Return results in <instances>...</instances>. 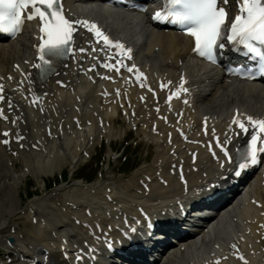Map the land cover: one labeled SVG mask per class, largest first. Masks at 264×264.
Here are the masks:
<instances>
[{"label": "bare ground", "instance_id": "bare-ground-1", "mask_svg": "<svg viewBox=\"0 0 264 264\" xmlns=\"http://www.w3.org/2000/svg\"><path fill=\"white\" fill-rule=\"evenodd\" d=\"M101 19L104 23L109 24L104 17L101 16ZM111 23L112 25L110 24V26L115 29L116 33L127 34L122 28L123 25H125L128 31L136 35L137 38H140L138 35V33H140L142 41L148 28L144 18L139 25H136L131 18L123 21H120L118 18L114 19ZM32 42L31 37L23 36L12 44L0 46V62L2 67L6 68L9 66L12 68L13 63L19 62L22 56L25 57V55L28 54ZM157 45H161V51L150 59L152 61H159L160 63H168L171 59L173 64L170 65L168 63V65L171 67V70L174 71L180 60V57L176 56V54L182 56L185 53L182 57H187L190 43L180 36L151 30L147 38V48L153 49ZM178 45H182L185 50L181 51L177 49ZM149 53H152L151 50H149ZM201 69L202 68L195 65L191 59L186 62L185 70L190 74V77L195 80V85L200 90L201 95L206 98V100H203V110L205 112L212 113L218 111L219 114H227V110L236 105L257 113L264 112V87L257 83L244 86H232L229 83H222L214 88L212 77L209 74L201 76ZM82 78L83 77L79 76L75 79L82 80ZM91 86L92 85H85L84 88H79L77 86L76 90L78 94L67 95L65 99L62 94L71 93L72 89L70 91H60L61 95L59 96L57 92L55 93L54 102L47 103L48 111L44 109L46 114L49 113V118H51L52 122L51 125L55 126L56 138L49 141L52 145L49 146L48 151L47 148H45V152H43V155L38 159L33 157L32 151L27 152L25 155L20 154L19 158L23 160L25 168L37 172L36 174L40 176L43 173H53L54 168H56L53 166L54 164H62L63 166L68 164L72 168V173H74L79 163L83 161V156L81 154L84 151L89 152L94 149L97 140L101 136V131L98 129L96 123L98 118H102L105 121L109 120L111 124V126L107 128V133L104 134L106 137L109 138L118 134L117 129L112 126L111 122L113 121L111 118L112 113H115V111H113L114 107L107 109V112H102L99 109L94 110L92 108L94 105L100 108V104L95 103L96 98H94V101L90 97L89 92H86ZM91 92H93L92 89ZM141 114L142 112L139 111V116ZM47 119L46 116H41L39 118V120L43 122H46ZM76 119L83 123V128H88L87 131L74 128L73 121ZM143 132L145 135H148V138L151 136V134L147 132L146 125L143 127ZM38 139H41V137ZM91 142L93 144L90 146ZM82 148H84V150ZM202 155L203 152H201V159L194 165L195 167L201 168L204 164ZM179 156L189 164L185 152L181 150ZM1 159L5 160L4 154H1ZM167 162L168 158L163 159V157H161L155 161L154 165L150 167H141L129 179L124 181L105 180L93 185L80 184L76 181L71 186L55 190L33 201L26 209L24 216L16 214V211L21 209V207L14 204L12 191V188L18 185L16 182L20 181L21 173L11 169V174H9L8 162H5V165L3 162H0V219L5 222L9 215L12 217L11 221L14 222L18 219H22V228H19V230L27 237L26 240L28 245L36 248L48 243L54 245L60 231L70 235L71 238L83 236V234L79 232V227L75 225V220L72 218L70 222L69 213L63 212V209L68 208V202H70L72 206H75V208L83 207L81 211L78 209L79 212L85 213L86 210H91V213L103 218L104 215L102 210L106 208L105 212L107 213V211H111L113 208V206L107 202L106 198L114 194L115 200L131 211H136V207L138 206L151 203L152 208H159L160 213H163L165 209L161 205L171 201V198H173L171 194H181V189H183L175 179L166 175ZM203 166H210L213 168L215 165L211 162L209 165ZM206 171L207 170H203L199 174L202 175ZM145 175L148 177L147 180L149 181L148 190L138 187L139 180L144 179ZM11 181H13V183ZM167 211L170 212L169 210ZM79 212H77L75 216L78 219H82V216H78L80 215ZM116 214V212L113 213V215ZM34 218L36 219L37 225L33 223ZM213 230L214 228L211 229V232H213ZM206 238L208 239V236ZM208 243L209 245H213V242ZM194 244L195 240L189 238L186 241V250L181 251L180 254H176L175 256L178 257L179 255L190 253L191 250H193ZM61 245L62 238L54 248L59 250ZM206 247L210 249L212 246L206 245ZM53 257L56 264L60 263L57 254L54 253Z\"/></svg>", "mask_w": 264, "mask_h": 264}, {"label": "snow or ice", "instance_id": "snow-or-ice-1", "mask_svg": "<svg viewBox=\"0 0 264 264\" xmlns=\"http://www.w3.org/2000/svg\"><path fill=\"white\" fill-rule=\"evenodd\" d=\"M171 7L166 8V16L172 17V23H179L186 26V30L195 38L194 51L200 56L213 58L214 49L223 47L219 43L228 30L227 39L233 44L243 45L248 53L258 58L261 73H264V0H242L240 3V14L235 19L226 23L228 11L225 7L229 0H169ZM29 9L27 19L35 17L43 22L41 31L45 34L41 37L42 43L38 46L40 50V64L34 65L43 72L45 66L51 68L54 63L53 58L65 55L71 49L73 41L74 24L90 25V30L94 31L96 37L101 38L106 46L112 45L117 49H123L124 45L118 41L110 39L97 25L87 20H71L63 14L60 0H0V32L8 33L15 36L21 30L23 23V10ZM155 19L161 18V13H156ZM46 37V38H45ZM102 50V49H101ZM79 52H86L88 49L79 48ZM127 53L131 49H126ZM131 57L129 56V59ZM117 64H122V60H117ZM105 67L114 68L115 64H105ZM19 66L17 65V68ZM95 67V65H92ZM128 72H132L135 65H125ZM119 71V68H116ZM243 71V69L241 70ZM3 78L0 77V80ZM11 79V77H9ZM57 83H61L57 81ZM163 86V85H162ZM187 91V89H185ZM3 92V85L0 84V93ZM119 90H117V94ZM171 98V97H170ZM5 97L0 95V101ZM4 113L0 110V116ZM237 113V117H239ZM6 118V117H5ZM247 120L254 126H257L260 132H264V119H254L247 116ZM233 123L237 124L240 129L247 132V127L242 119L234 118ZM7 136L8 132L5 131ZM8 141L5 140L4 143ZM219 143V141H217ZM224 156L229 160L227 148L220 144ZM264 152V139L258 142L255 134L252 135L249 148L244 149L240 154V159L236 167L246 169L250 165L258 163V153ZM240 172L236 171V175ZM136 231V229H132ZM234 248L237 245H233ZM243 260L244 257L240 256Z\"/></svg>", "mask_w": 264, "mask_h": 264}, {"label": "rangeland", "instance_id": "rangeland-1", "mask_svg": "<svg viewBox=\"0 0 264 264\" xmlns=\"http://www.w3.org/2000/svg\"><path fill=\"white\" fill-rule=\"evenodd\" d=\"M124 145V144H123ZM133 149L134 147L130 146L127 151H126V154L129 155V162L133 163V162H136V163H141L143 164V161H146L147 159V155H149L150 151H148V147L146 146V143H143V145H139V147L133 152ZM121 152V151H120ZM151 153H153V151H151ZM105 157V155H104ZM103 157V160H106V165H103L104 166V169L105 167H107V162H108V157L106 156V158ZM98 159H93L90 164L82 171L83 174H87V173H93L95 170H96V161ZM128 161V160H126ZM114 162V161H113ZM118 161L115 162V165H117ZM147 164H149V161L146 162ZM152 163V162H151ZM118 175V174H116ZM79 176V175H78Z\"/></svg>", "mask_w": 264, "mask_h": 264}]
</instances>
